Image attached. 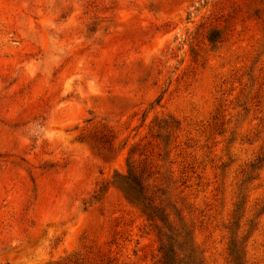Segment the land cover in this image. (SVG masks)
Here are the masks:
<instances>
[{
	"label": "rangeland",
	"instance_id": "obj_1",
	"mask_svg": "<svg viewBox=\"0 0 264 264\" xmlns=\"http://www.w3.org/2000/svg\"><path fill=\"white\" fill-rule=\"evenodd\" d=\"M218 1L0 0V264H152L110 182L161 116L204 264H231L229 226L264 264V57L251 79L245 41L192 60Z\"/></svg>",
	"mask_w": 264,
	"mask_h": 264
},
{
	"label": "trees",
	"instance_id": "obj_2",
	"mask_svg": "<svg viewBox=\"0 0 264 264\" xmlns=\"http://www.w3.org/2000/svg\"><path fill=\"white\" fill-rule=\"evenodd\" d=\"M191 40L197 45L192 58L195 63L198 56L203 59L205 53L199 54L200 43L221 48L245 41L253 56L246 72L251 79L255 63L264 57V0H219L217 7L197 24ZM259 71L264 73V64ZM177 128L178 122L171 116L155 118L149 128L151 138L135 143L130 149V153L137 152L138 157L130 156L125 172L115 173L110 183L139 210L145 219L144 226L154 233L157 252L152 264H204L193 238L186 195L180 187L185 180L178 182L168 159L169 150H166L169 135ZM162 132L165 139L160 147L154 139ZM103 186L95 190L94 198L105 188ZM229 229L227 259L231 264H246L241 237L237 229L230 226Z\"/></svg>",
	"mask_w": 264,
	"mask_h": 264
}]
</instances>
